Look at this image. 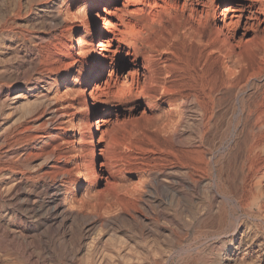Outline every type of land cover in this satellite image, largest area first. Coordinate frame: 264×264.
Instances as JSON below:
<instances>
[{
	"label": "rangeland",
	"instance_id": "rangeland-1",
	"mask_svg": "<svg viewBox=\"0 0 264 264\" xmlns=\"http://www.w3.org/2000/svg\"><path fill=\"white\" fill-rule=\"evenodd\" d=\"M105 2L0 0V226L38 264H264V0ZM198 40L205 45L200 62L192 46ZM101 41L108 49L99 50L102 61L89 76ZM227 53L249 64L255 78L225 83L239 69ZM213 96L219 102H209ZM185 97L179 136L159 133L158 115L164 120ZM31 152L54 156L36 172L29 163L41 160H30ZM179 167L190 184L182 202L181 185L158 183ZM55 182L63 193L71 187L76 204L86 188L94 198H113L112 213L131 218L79 220L67 233L48 229L39 206ZM39 237L55 242L45 248ZM19 258L0 243V264H24Z\"/></svg>",
	"mask_w": 264,
	"mask_h": 264
},
{
	"label": "bare ground",
	"instance_id": "bare-ground-1",
	"mask_svg": "<svg viewBox=\"0 0 264 264\" xmlns=\"http://www.w3.org/2000/svg\"><path fill=\"white\" fill-rule=\"evenodd\" d=\"M114 0H106V4L108 5V4H110V2H113ZM105 10H109L107 7H106V9ZM54 12V11H53ZM48 14V13H47ZM56 14V13H55ZM55 16V15H54ZM49 18V17H48ZM47 18V19H48ZM51 18V17H50ZM58 18V17H57ZM44 19V18H43ZM104 19H105V22H104V28L106 27V25H107V18H105L104 17ZM101 27L100 26H98V30L100 29ZM78 27L76 28V31L75 32H78ZM174 34V33H173ZM77 35V34H76ZM180 35H183V37H185V38H187L184 34H180ZM71 41L73 42V43H75L76 42V38H75V34H74V32H73V34H72V36H71ZM108 45L109 44H107L105 41H101V43L98 45L100 48H102V49H98V51L96 52V55H95V61H94V68L90 71V73L88 74L89 76L90 75H92V74H95V72L93 71L95 68H97L98 67V65L101 63V61H102V59H101V56H102V54H101V51H99V50H103V51H107V49H108ZM191 46V45H190ZM192 46H195V49H196V52H197V58H198V61L200 62L201 60H202V58H203V55H204V51H205V45L202 43V41L201 40H198V42H195V43H192ZM262 47V46H261ZM237 53V52H236ZM245 53V52H244ZM243 53V54H244ZM246 55V54H245ZM247 56V55H246ZM246 56H244V57H246ZM225 58H231V59H233L234 60V64H236L235 66H237L239 69L237 70V71H234V69H230L229 70V73L227 74V77H226V80L224 81L225 83H229V84H232L233 86L234 85H237L238 83H240V81H243V80H246V79H251L250 77L251 76H253L254 77V75L256 74H250V65L249 64H245V61L243 60V59H241V58H239V56L237 57V58H235L234 59V55H233V53L231 54V53H227V55L225 56ZM224 58V59H225ZM229 60V59H228ZM233 60H231V61H233ZM260 60H261V62L264 64V57H262V58H260ZM220 63V62H219ZM218 63V64H219ZM226 63V62H225ZM221 64V63H220ZM218 67V66H217ZM232 67H233V65H232ZM231 67V68H232ZM220 67H218V69H219ZM216 70V69H215ZM222 70V69H221ZM225 72V71H224ZM223 72V73H224ZM211 73H213V72H211ZM221 75V74H220ZM225 75V74H224ZM263 75H264V73H263ZM64 76V75H63ZM59 77V76H58ZM263 77V76H262ZM220 78H221V76H220ZM255 78V77H254ZM72 79V69H70L69 71H68V73H67V75H65L63 78H62V80L64 81V82H67V81H70ZM223 81V80H222ZM61 83V82H60ZM249 83V82H248ZM256 83V82H255ZM63 84V83H62ZM216 84V83H215ZM218 84V83H217ZM221 85V84H220ZM64 86V85H63ZM264 86V85H263ZM249 87V86H248ZM247 87V88H248ZM261 87H262V85H261ZM246 88V87H245ZM221 89H223V88H221ZM258 89V88H257ZM248 90V89H247ZM256 90V89H255ZM26 91V90H25ZM234 92V91H233ZM5 94V93H4ZM7 94V93H6ZM234 94V93H233ZM255 94V93H254ZM253 94V95H254ZM213 95V94H212ZM1 96V95H0ZM19 96V95H18ZM43 96V95H42ZM41 96V97H42ZM211 96V95H210ZM10 97V96H9ZM252 97V96H251ZM12 98V97H11ZM207 98V97H206ZM209 98V102H219V100H217L218 99V97L217 96H213V97H208ZM253 98V97H252ZM15 99V98H14ZM256 99V98H255ZM47 100H48V98H47ZM207 100V99H206ZM261 100V99H260ZM13 101V100H12ZM42 101H43V99H42ZM187 99H186V97L183 99V102H181V105H180V107H179V109H174L173 107H171V108H169L165 113H166V117L164 116V120H162V117L163 116H161V115H158V117L156 118V122H157V131L159 132V133H162V132H165L166 134L168 133V134H170V135H172V136H176V137H178L179 135H178V131H179V129L180 128H182V126H184V124L186 123V113H185V106L187 105ZM253 101V100H252ZM8 102V101H7ZM178 102V101H177ZM242 102V101H241ZM40 103V102H39ZM15 104V103H14ZM224 104V103H223ZM9 105H10V103H9ZM12 105V104H11ZM8 106V105H7ZM13 106V105H12ZM170 106H173V105H171L170 104ZM214 106V105H213ZM39 107H40V105H39ZM48 109V108H47ZM46 110V109H45ZM52 110V109H51ZM231 110V109H230ZM5 111V110H4ZM35 111V110H34ZM3 112V111H2ZM159 112V111H158ZM6 113V112H5ZM50 113V112H49ZM38 114V113H37ZM216 114V113H215ZM254 114V113H253ZM1 115V114H0ZM36 115V114H35ZM51 115V114H50ZM4 116V115H3ZM208 116V115H207ZM212 117V116H211ZM210 117V118H211ZM1 118V117H0ZM5 119V118H4ZM201 119V118H200ZM55 120V119H54ZM187 120H189V119H187ZM205 121V120H204ZM221 121V120H220ZM6 122V121H5ZM210 123V122H209ZM222 123H223V121H222ZM101 124V123H100ZM201 124V123H200ZM8 125V124H7ZM53 125V124H52ZM186 125V124H185ZM205 125V124H204ZM198 126V125H197ZM219 126V125H218ZM253 126V125H252ZM214 127H216V126H214ZM257 127V126H256ZM255 128V127H254ZM203 129V128H202ZM9 130V129H8ZM181 130V129H180ZM255 130V129H254ZM206 131V130H205ZM48 132V131H47ZM3 133V132H2ZM50 133V132H49ZM208 133V132H207ZM256 134V133H255ZM163 135V134H162ZM241 137V136H240ZM6 138V137H5ZM1 139V138H0ZM188 139V138H187ZM224 140V139H223ZM226 140V139H225ZM225 140H224V142H225ZM233 140V139H232ZM253 140V139H252ZM1 141H3V140H1ZM178 141L181 143V144H185V139L183 138V139H179L178 138ZM212 141V140H211ZM199 142V141H198ZM209 142V141H208ZM36 143V142H35ZM179 143V144H180ZM229 143V142H228ZM28 144V143H27ZM224 144V143H223ZM238 144V143H237ZM240 144V143H239ZM245 144V143H244ZM36 145H37V143H36ZM178 145V144H177ZM243 145V144H242ZM254 145V144H253ZM47 146V145H46ZM186 146V145H185ZM6 147V146H5ZM224 147V146H223ZM228 147V146H227ZM230 147V146H229ZM249 147V146H248ZM260 147V146H259ZM0 148H1V146H0ZM3 148V147H2ZM10 148V147H9ZM8 148V149H9ZM21 148V147H20ZM252 148V150L253 151H255L257 148H258V146L256 145V146H253V147H251ZM261 148V147H260ZM7 149V148H6ZM183 149V148H182ZM228 149V148H227ZM17 150V149H16ZM250 150V149H249ZM263 150V149H262ZM22 151H24V150H22ZM21 151V152H22ZM29 151H31V150H29ZM40 151V150H39ZM227 151V150H226ZM264 151V150H263ZM4 152V151H3ZM20 152V151H19ZM36 152V151H35ZM41 152V151H40ZM49 152V151H48ZM186 152V151H185ZM221 152H222V150H221ZM248 152V151H247ZM258 152V151H257ZM8 153V152H7ZM7 153H5L6 154V156H7ZM23 153V152H22ZM27 153V152H26ZM225 153V152H224ZM15 154V153H14ZM20 154V153H19ZM19 154H18V156H19ZM37 154H38V152H37ZM227 154V153H226ZM213 155V154H212ZM10 156V155H9ZM24 156V155H23ZM22 156V157H23ZM54 155H52V154H47V155H41V156H38V155H36V153H34V152H31V153H29L28 154V158L30 159V160H33V159H36V160H38V159H40L39 161L41 162L39 165L38 164H36V165H38V167H35V166H32V161L29 163V166L31 167V169L33 170V171H36V172H39V171H41V168L45 165V164H47L51 159H52V157H53ZM216 156V155H215ZM244 156V155H243ZM251 156V155H250ZM3 157V156H2ZM245 157V156H244ZM4 158V157H3ZM10 158H12V157H10ZM16 158V157H15ZM206 158V157H205ZM247 158V157H246ZM2 159V158H1ZM14 159V158H13ZM26 159H27V157H26ZM28 159V160H29ZM208 159V158H207ZM212 159H213V156H212ZM9 160V159H8ZM239 160V159H238ZM3 161V160H2ZM38 161V162H39ZM207 161V160H206ZM21 162V161H20ZM23 163V162H22ZM200 163V162H199ZM229 163V162H228ZM210 164V163H209ZM226 164V163H225ZM237 164V163H236ZM264 164V163H263ZM26 165V164H25ZM24 165V166H25ZM5 166H7V165H5ZM5 166H3V167H5ZM179 166V165H178ZM190 166V165H189ZM249 166V165H248ZM20 167V166H19ZM177 167V166H176ZM213 167V166H212ZM13 168V167H12ZM165 168V167H164ZM195 168V167H194ZM208 168V167H207ZM255 168V167H254ZM26 169V168H25ZM166 169V168H165ZM170 169V168H169ZM177 169V168H176ZM178 169H180V167L178 168ZM211 169V168H210ZM232 169V168H231ZM239 169V168H238ZM257 169V168H256ZM10 170V169H9ZM16 170V169H15ZM19 170V169H18ZM31 170V171H32ZM175 170V169H174ZM174 170H171V171H168L167 173H163V176H164V178L162 179V180H160V181H158V183L159 184H162L163 185V182L164 183H167L170 187H171V183L172 182H176V183H178L179 185H181L182 186V188H180V189H178L177 191H176V194H177V196L178 197H181V199L180 198H178V199H180L179 200V202L181 201H183L185 198H186V195H187V193L185 192V190H184V187H186V185L188 184L189 186H190V184L188 183V180H189V178H188V174H187V171H185V170H179V172L178 173H176V172H174ZM4 171V170H3ZM7 171V170H6ZM30 171V170H29ZM28 171V172H29ZM220 171V170H219ZM238 171V170H237ZM261 171V170H260ZM260 171H258V172H260ZM1 172V171H0ZM255 172H257V171H255ZM38 174H40V177H46V174H43V173H38ZM84 174V173H83ZM154 174H155V172H154ZM162 174V173H161ZM219 174V173H218ZM226 173H224L223 175H225ZM231 174V173H230ZM245 174V173H244ZM36 175V174H35ZM85 176H83V178H82V180H81V184H80V186H86V182L88 181V179H87V177H86V173L84 174ZM232 175V174H231ZM251 175V174H250ZM251 176H253V175H251ZM260 176V175H259ZM35 177V176H34ZM33 177V178H34ZM58 177V176H57ZM6 178V177H5ZM8 178H10L9 176H8ZM65 178V177H64ZM196 178V177H195ZM198 178V177H197ZM200 178V177H199ZM48 179V178H47ZM52 179V178H51ZM56 179V178H55ZM244 179V178H243ZM250 179V178H249ZM248 179V180H249ZM260 179V178H259ZM7 180V179H6ZM12 180V179H11ZM43 180V179H42ZM61 180V179H60ZM223 180V179H222ZM13 181V180H12ZM17 181V180H16ZM46 181V180H45ZM62 182H65V180L63 179V180H61ZM200 181V180H199ZM21 182H22V180H21ZM39 182V181H38ZM67 182V181H66ZM222 182V181H221ZM245 182V181H244ZM256 182V181H255ZM255 182H254V184H255ZM264 182V181H263ZM6 183V182H5ZM10 183V182H9ZM8 183V184H9ZM258 183V182H257ZM256 183V184H257ZM39 184V183H38ZM197 184V183H196ZM256 184H255V187H256ZM3 185V184H2ZM6 185V184H5ZM4 185V186H5ZM26 185V184H25ZM67 185V184H66ZM69 185V184H68ZM68 185H67V187H68ZM229 184H227V186H228ZM236 185V184H235ZM262 185V184H261ZM261 185H258L259 187L261 186ZM1 186V185H0ZM29 186V185H28ZM224 186V185H223ZM249 186V185H248ZM257 186V187H258ZM12 187V186H11ZM13 187H16V185H14ZM17 187H18V185H17ZM188 187V186H187ZM195 187V186H194ZM197 187V186H196ZM241 187V186H240ZM256 187V188H257ZM6 188V187H5ZM8 188V187H7ZM23 188H24V186H23ZM34 188H36L35 186H32L31 187V190L29 191V194H28V196H27V200H28V202L30 203V205H31V207L32 208H34L35 207V204L36 203H38L39 202V200H38V195H34L33 194V192L32 191H34L33 189ZM42 188V187H41ZM46 188V187H45ZM71 187L69 186L68 187V190L70 189ZM191 188V187H190ZM199 188V187H198ZM223 188V187H222ZM255 188V189H256ZM40 189V188H39ZM161 189V188H160ZM254 189V188H253ZM9 190V189H8ZM18 190H19V188H18ZM18 190H16V191H18ZM68 190H66L64 193H63V191H62V184L61 183H59V182H55V185L51 188V193H50V196H49V198L47 199V200H43V198H42V200H40L41 201V204H40V206H39V208H41V209H45V212L43 213V219H42V224L43 225H45L48 229H55V230H57V231H60V230H64V233H67V226H69V225H74L75 226V223L77 222V221H79V220H85V222H86V220L87 221H97V220H104V222H106V223H108V222H111L112 224L113 223H120V221H123L125 218L127 219V217H130V216H128L127 215V213H125L124 211H122V210H117V212L116 213H112V210L116 207V201L113 199V198H111V199H109V198H104V197H101V196H98L97 195V198H94L93 196H91L90 194H89V192H88V190L85 188L84 190H83V194H82V200H81V202H79L78 204H76L75 203V201L73 200V197H72V193L70 194L69 193V191ZM157 190V189H156ZM252 190V189H251ZM258 190H260V189H258ZM0 191H1V189H0ZM15 191V192H16ZM45 191V190H44ZM154 191V190H153ZM230 191V190H229ZM263 191V190H262ZM47 192H49V191H47ZM216 192H218V191H216ZM220 192V191H219ZM228 192V191H227ZM238 192V191H237ZM249 192V191H248ZM5 193V192H4ZM38 193V192H37ZM41 193H42V191H41ZM44 193V192H43ZM73 193H74V191H73ZM240 193V192H239ZM242 193V192H241ZM252 193V192H251ZM255 193V192H254ZM8 194V193H7ZM19 194V193H18ZM17 194V195H18ZM161 194V193H160ZM171 194V193H170ZM232 194V193H231ZM234 194V193H233ZM236 194V193H235ZM258 194H259V192H258ZM2 195V194H1ZM0 195V196H1ZM148 195V194H147ZM238 195V194H237ZM241 195V194H240ZM243 195V194H242ZM245 195V194H244ZM262 195H263V193H262ZM74 196V195H73ZM174 196H175V194H174ZM11 197V196H10ZM42 197V196H41ZM146 197V196H145ZM144 197V198H145ZM148 197V196H147ZM225 197V196H224ZM258 197V196H257ZM257 197H256V199H257ZM2 198H3V196H2ZM9 198V197H8ZM12 198V197H11ZM25 198V197H24ZM226 198V197H225ZM228 198V197H227ZM230 198H232V197H230ZM240 198V197H239ZM244 198V197H243ZM15 199V198H14ZM17 199V198H16ZM21 199V198H20ZM19 199V200H20ZM40 199V198H39ZM147 199V198H146ZM169 199V198H168ZM2 200V199H1ZM10 200V199H9ZM152 200V199H151ZM225 200V199H224ZM228 200V199H227ZM239 200V199H238ZM143 201H145L144 199H143ZM165 201V200H164ZM213 201V200H212ZM232 201H233V198H232ZM256 201V200H255ZM258 201V200H257ZM67 202H69V203H67ZM153 202H155V201H153ZM173 202V201H172ZM225 202V201H224ZM16 203V202H15ZM14 203V204H15ZM145 203V202H144ZM159 203V202H158ZM157 203V204H158ZM165 203V202H164ZM236 203V202H235ZM3 204V203H2ZM28 204V203H27ZM159 204H161V203H159ZM167 203H165V205H166ZM10 205V204H9ZM8 205V206H9ZM183 205V204H182ZM15 206V205H14ZM18 206V205H17ZM20 207V206H19ZM26 207V206H25ZM29 207V206H28ZM12 208V207H11ZM38 208V209H39ZM177 208V207H176ZM6 209V208H5ZM36 209H37V207H36ZM145 209V208H144ZM18 211V210H17ZM25 211V210H24ZM31 211V210H30ZM34 211V210H33ZM37 211V210H36ZM1 212V211H0ZM6 212V211H5ZM15 212V211H14ZM28 212V211H27ZM186 212V211H185ZM19 214V213H18ZM31 214V213H30ZM37 214L38 213H36V216H37ZM139 214V213H138ZM222 215V214H221ZM220 215V216H221ZM3 216V215H2ZM20 216V215H19ZM34 217V216H33ZM39 217V216H38ZM140 217V216H139ZM24 218V217H23ZM27 218V217H26ZM40 218V217H39ZM131 218V217H130ZM143 218V217H142ZM183 218H185V217H183ZM187 218V217H186ZM217 218V217H216ZM3 219V218H2ZM20 219V218H19ZM37 219V218H36ZM224 219V218H223ZM40 220V219H39ZM221 220V219H220ZM30 221V220H29ZM129 221V220H128ZM38 222V221H37ZM27 223V222H26ZM31 223V222H30ZM82 223V222H81ZM80 223V224H81ZM223 223V222H222ZM41 224V225H42ZM96 224H97V222H96ZM216 224V223H215ZM6 225V224H5ZM19 225V224H18ZM29 225H31V224H29ZM42 225V226H43ZM77 225V224H76ZM79 225V224H78ZM102 225H104V223L102 224ZM118 225V224H117ZM121 225H123L122 224V222H121ZM38 226H40V225H34L33 226V231H35L36 232V230L38 229ZM125 226V225H124ZM4 227V226H3ZM8 227V226H7ZM84 227H85V225H84ZM94 227V226H93ZM123 227V226H122ZM9 228H11V227H9ZM75 228V227H74ZM76 228H78V227H76ZM75 228V229H76ZM105 227H100V229H99V231H101L100 232V238H102L103 236H105V233H103V231L105 230L104 229ZM17 229V228H16ZM22 229V228H21ZM71 229V228H70ZM69 229V230H70ZM80 229V228H79ZM134 229H136V228H134ZM10 230H12V229H10ZM82 230V229H81ZM153 230V229H152ZM156 230V229H155ZM41 231V230H40ZM52 231V230H51ZM72 231V230H71ZM70 231V232H71ZM77 231V230H76ZM79 231V230H78ZM84 231V230H83ZM92 231V230H91ZM111 231V230H110ZM147 231V230H146ZM151 231V230H150ZM154 231V230H153ZM124 232H126V231H124ZM131 232V231H130ZM15 233V232H14ZM27 233V232H26ZM34 233V232H33ZM32 233V234H33ZM37 233H38V231H37ZM47 233V232H46ZM59 233V232H58ZM73 233H75V231L73 232ZM88 233V232H87ZM94 233V232H93ZM113 233V232H112ZM117 233V232H116ZM144 233V232H143ZM28 234V233H27ZM55 234V233H54ZM79 234V233H78ZM86 234V233H85ZM108 234V233H107ZM110 234H111V232H110ZM120 234V233H119ZM53 235V234H52ZM60 235V234H59ZM90 235V234H89ZM112 235V234H111ZM116 235V234H115ZM152 235H153V233H152ZM159 235V234H158ZM29 236V235H28ZM32 236V235H31ZM39 236V235H38ZM54 236V235H53ZM57 236V235H56ZM65 236H67V235H65ZM70 236V235H69ZM73 236V235H72ZM81 236V235H80ZM46 237V236H45ZM60 237V236H59ZM78 237V236H77ZM82 237V236H81ZM85 237V236H84ZM112 237V236H111ZM125 237V236H124ZM129 237V236H128ZM25 238V237H24ZM27 238V237H26ZM32 238V237H31ZM49 238V237H48ZM61 238V237H60ZM92 238V237H91ZM131 238V237H130ZM36 239V238H35ZM56 239V238H55ZM59 239V238H58ZM57 239V240H58ZM76 239V238H75ZM117 239V238H116ZM16 240L18 241V238L14 235V234H11L10 232H7V231H5V230H3L2 229V227L0 226V243L3 245V246H5V247H8V250H9V248H11V249H14L15 250V253L18 255V257H20L23 261H24V264H38L39 263V260H34L33 261V255H28V253H29V251H28V247H26V246H24V245H21V244H18L17 242H16ZM20 240V239H19ZM25 240V239H24ZM27 240V239H26ZM64 240V239H63ZM63 240H61V241H63ZM72 240H74V238L72 239ZM71 240V241H72ZM118 240V239H117ZM130 240V239H129ZM35 241V240H34ZM39 241H41L42 242V244H43V246L45 247V248H49L50 247V244L51 243H54L55 241H53V239H50L49 238V240H45L43 237H39ZM38 241V242H39ZM58 241H60V240H58ZM69 241V240H68ZM77 241V240H76ZM84 241V240H83ZM131 241V240H130ZM73 242V241H72ZM71 242V243H72ZM92 242V241H91ZM132 242V241H131ZM25 243H26V241H25ZM37 243V242H36ZM50 243V244H49ZM58 242H56V244H57ZM66 243V242H65ZM77 243H78V241H77ZM23 244H24V242H23ZM29 244V243H28ZM82 244V243H81ZM59 245V244H58ZM75 245H76V243H75ZM74 245V246H75ZM85 245V244H84ZM122 245V244H121ZM31 246V245H30ZM38 246V245H37ZM40 246V245H39ZM38 246V247H39ZM53 246V245H52ZM91 246V245H90ZM119 246V245H118ZM36 247V246H35ZM55 247V246H54ZM58 247V246H57ZM56 247V248H57ZM65 247V246H64ZM79 246H77V248H78ZM125 247H126V245H125ZM37 248V247H36ZM59 248V247H58ZM84 248H85V246H84ZM94 248V247H93ZM101 248V247H100ZM114 248V247H113ZM130 248V247H129ZM137 248V247H136ZM31 249H32V247H31ZM35 249V248H34ZM71 249V248H70ZM76 249V248H75ZM121 249V248H120ZM149 249V248H148ZM185 249H186V247H185ZM40 250V249H39ZM74 249H72V251H73ZM78 250V249H77ZM126 250H127V248H126ZM152 250V249H151ZM181 250V249H180ZM183 250V249H182ZM33 251H35V250H33ZM56 251V250H55ZM64 251V250H63ZM68 251H69V248H68ZM68 251H66V252H68ZM79 251V250H78ZM71 252V251H70ZM77 252V251H76ZM86 252V251H85ZM125 252V251H124ZM259 252H260V250H259ZM34 253V252H33ZM32 253V254H33ZM41 253V252H40ZM58 253V252H57ZM9 254V253H8ZM43 254V253H42ZM73 254H74V251H73ZM173 254V253H172ZM178 254V253H177ZM180 254V253H179ZM58 255V254H57ZM59 255H60V253H59ZM58 255V256H59ZM67 255V254H66ZM65 255V256H66ZM163 255V254H162ZM169 255V254H168ZM174 255V254H173ZM172 255V256H173ZM180 255H182V254H180ZM184 255V254H183ZM232 255V254H231ZM62 256V255H61ZM171 256V255H170ZM188 256V255H187ZM52 257V256H51ZM54 257V256H53ZM85 257V256H84ZM84 257H83V259H84ZM169 257V256H168ZM180 257V256H179ZM233 257V256H232ZM19 258V259H20ZM46 258V257H45ZM63 258H65V257H63ZM170 258V257H169ZM176 259H177V257H175ZM224 258V257H223ZM49 259V258H48ZM57 259H58V257H57ZM56 259V260H57ZM69 259V258H68ZM77 259V258H76ZM109 259H111V258H109ZM122 259H123V257H122ZM186 259V258H185ZM13 260V259H12ZM52 260V259H51ZM50 260V261H51ZM137 260V259H136ZM19 261V260H18ZM47 261V260H46ZM94 260H92L91 261V263L92 264H103L104 262H103V258H101V259H99V261H97V262H93ZM128 261H129V259H128ZM127 261V262H128ZM62 262V261H61ZM82 262V261H81ZM87 262V261H86ZM118 262V261H117ZM116 262V263H117ZM131 262V261H130ZM21 263V262H20ZM119 263V262H118ZM121 263V262H120ZM136 262H134V264H135ZM54 264V263H53ZM59 264V263H58ZM66 264H68L67 262H66ZM71 264V263H70ZM83 264V263H82ZM106 264V263H105ZM130 264V263H129ZM170 264V263H169ZM172 264V263H171Z\"/></svg>",
	"mask_w": 264,
	"mask_h": 264
}]
</instances>
